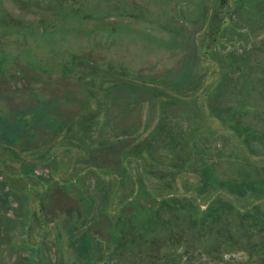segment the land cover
<instances>
[{"label":"rangeland","instance_id":"1","mask_svg":"<svg viewBox=\"0 0 264 264\" xmlns=\"http://www.w3.org/2000/svg\"><path fill=\"white\" fill-rule=\"evenodd\" d=\"M1 124L0 264H264V0H0Z\"/></svg>","mask_w":264,"mask_h":264},{"label":"flooded vegetation","instance_id":"2","mask_svg":"<svg viewBox=\"0 0 264 264\" xmlns=\"http://www.w3.org/2000/svg\"><path fill=\"white\" fill-rule=\"evenodd\" d=\"M7 186H0V250L2 247H6V252H10L9 246H7V240L9 239L10 235L14 230H17L18 227L15 225V218L17 217V213L22 208V201H18V198H16L17 203L14 201L7 200L8 194L6 193V190H8ZM11 198L10 200H12ZM16 204L15 207H12V204ZM10 204V205H9ZM22 236L17 237L16 239L19 240V245L17 246L19 250L17 257L15 258V255H12V259L14 261V264H25L26 261L24 259L25 253L23 249V242H22ZM16 249V248H15ZM13 264V263H12Z\"/></svg>","mask_w":264,"mask_h":264},{"label":"trees","instance_id":"3","mask_svg":"<svg viewBox=\"0 0 264 264\" xmlns=\"http://www.w3.org/2000/svg\"><path fill=\"white\" fill-rule=\"evenodd\" d=\"M64 80V79H63ZM36 91V90H35ZM38 100V104L37 105H41V108H48L50 110H59L60 106H61V102L58 100H52V102L48 101L47 99H41V98H37ZM60 114V111H58ZM58 114V115H59ZM62 116V114H60ZM21 132L19 131L18 127H12L8 124H1L0 125V141L4 142V143H9L11 144V140H15L17 141L19 139V137L21 136L20 134ZM21 138V137H20ZM118 151H122V148H118ZM119 154V153H118ZM95 162V160H93ZM111 168L110 165L106 166V169ZM222 190L224 189L225 191L227 190V192L229 193H233L234 192V186L233 185H222L221 186ZM237 188L241 191V193H243L245 187L243 185H238ZM222 207H224V204L221 205ZM231 209H233V207H229ZM125 214V211L123 212ZM122 213V214H123ZM211 214V217L218 214L217 209L215 211H213ZM125 216V215H124ZM210 216V215H209ZM210 217V218H211Z\"/></svg>","mask_w":264,"mask_h":264}]
</instances>
